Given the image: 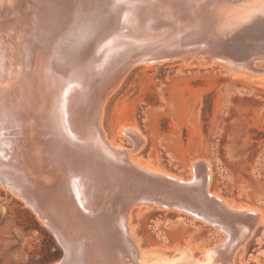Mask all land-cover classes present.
<instances>
[{
  "label": "bare ground",
  "instance_id": "bare-ground-1",
  "mask_svg": "<svg viewBox=\"0 0 264 264\" xmlns=\"http://www.w3.org/2000/svg\"><path fill=\"white\" fill-rule=\"evenodd\" d=\"M257 28L264 29V0H0V185L53 231L69 264L82 263L90 231L78 219L97 210L124 264H234L229 253L264 215L212 194L208 163L192 162L184 180L134 160L143 135L122 129L135 148L117 147L102 114L139 61L203 57L223 61L231 74L264 73L254 64L264 62ZM144 198L178 205L228 239L202 249L203 258L190 245L143 249L130 207ZM67 216L77 239L65 244L52 220Z\"/></svg>",
  "mask_w": 264,
  "mask_h": 264
},
{
  "label": "rangeland",
  "instance_id": "rangeland-1",
  "mask_svg": "<svg viewBox=\"0 0 264 264\" xmlns=\"http://www.w3.org/2000/svg\"><path fill=\"white\" fill-rule=\"evenodd\" d=\"M252 33L255 45L264 44V29ZM259 61L254 64L264 70ZM252 73L231 74L223 61L203 57L134 63L104 105V134L117 147L134 150L121 131L136 128L145 143L131 157L184 180L193 176L192 162L208 163L212 194L264 215V73ZM131 215L143 249L190 245L203 258L202 249L228 239L185 212L135 206ZM257 225L229 253L232 263L264 264V223ZM62 253L36 214L0 185V264H54Z\"/></svg>",
  "mask_w": 264,
  "mask_h": 264
},
{
  "label": "water",
  "instance_id": "water-1",
  "mask_svg": "<svg viewBox=\"0 0 264 264\" xmlns=\"http://www.w3.org/2000/svg\"><path fill=\"white\" fill-rule=\"evenodd\" d=\"M113 92V91H112ZM111 92V93H112ZM76 156L80 155L82 157H86L89 155L87 152H81L75 154ZM90 156V155H89ZM103 174V173H102ZM100 173H95V175L99 176L102 175ZM20 192V191H19ZM16 196V195H14ZM17 197V196H16ZM160 197V195H158ZM154 200H146L144 199H139V201L135 202L132 204L130 207V211L132 212V209L135 206H157L162 209H169V210H175V211H180V212H185L193 216V214L186 212L184 210L179 209L178 205H165V204H155L153 203ZM25 204V202H24ZM106 216V213L104 211H95V212H87L86 214H81V217L78 219L79 224L81 227H85L86 230H90L88 235L83 236L82 239L84 238V241L81 243V253H79V259L82 261L81 264H124L122 262L121 258H116L114 250L112 248V245L108 241V236L106 235V229L102 228L100 226L101 222L103 221L104 217ZM196 218L195 216H193ZM132 218V216H131ZM39 219V218H38ZM40 220V219H39ZM75 220V219H73ZM73 220H70V218H61L60 220H52L53 226L58 229L61 238H63L64 243L68 244L71 240H76L72 234L73 230ZM41 221V220H40ZM78 224V225H79ZM48 228V227H47ZM52 233L53 231L48 228ZM84 231V230H83ZM54 237L55 234L53 233ZM58 242V241H57ZM59 243V242H58ZM61 246V245H60ZM63 249V253L61 254V259L57 261L54 264H69L67 256L68 254L65 253V250L63 246H61ZM67 254V256H66ZM72 253H69L71 255ZM230 261H232L230 259ZM126 263V262H125ZM128 264V263H127Z\"/></svg>",
  "mask_w": 264,
  "mask_h": 264
}]
</instances>
